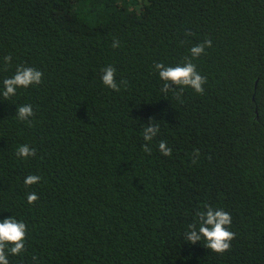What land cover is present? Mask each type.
<instances>
[{"label": "trees", "instance_id": "16d2710c", "mask_svg": "<svg viewBox=\"0 0 264 264\" xmlns=\"http://www.w3.org/2000/svg\"><path fill=\"white\" fill-rule=\"evenodd\" d=\"M185 58L207 82L177 100L154 64ZM18 66L43 76L0 94V221L27 229L9 264H264V0H0V93ZM205 204L231 214L223 253L184 238Z\"/></svg>", "mask_w": 264, "mask_h": 264}, {"label": "clouds", "instance_id": "9594fccd", "mask_svg": "<svg viewBox=\"0 0 264 264\" xmlns=\"http://www.w3.org/2000/svg\"><path fill=\"white\" fill-rule=\"evenodd\" d=\"M191 35V33H185ZM113 48L119 47V41L114 40ZM211 47V40H205L190 48L192 59L198 58L205 51V48ZM11 56H5V63H10ZM192 59L185 58L184 61L175 66H167L164 63L157 62L154 68L162 81L161 92L167 94L171 92L179 100L184 92L185 87L191 88L197 94H203V85L207 78L200 75L196 70V65ZM116 69L112 66L102 69L101 81L104 86L114 91L120 90V84L126 81L121 80L120 84L115 79ZM43 73L32 67L18 66L10 78L3 80V92L0 93L7 100L16 95L18 88H27L31 85H39L42 81ZM182 102V101H181ZM34 115L31 104L21 105L16 108V117L21 121H29ZM149 121H152L151 119ZM159 132V125L148 123L143 129V140L151 142ZM158 150L164 156L171 155V149L166 142L160 141ZM143 151L151 154V147L146 143ZM20 158H28L35 155V149L28 145H21L15 152ZM199 156L198 150H194L192 163H196ZM38 175H28L24 179L26 187L37 184L40 181ZM27 203L33 204L38 200L35 192L28 193L26 196ZM205 211H197V220L188 225V231L185 233V240L191 244H196L202 239L205 241L204 247L216 253H223L230 248V242L234 239L235 233L229 230L231 225V214L223 209H215L207 204L204 205ZM26 224L10 216L0 221V264H9L8 255L18 256L25 251ZM36 260V257H33Z\"/></svg>", "mask_w": 264, "mask_h": 264}]
</instances>
